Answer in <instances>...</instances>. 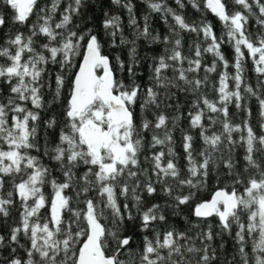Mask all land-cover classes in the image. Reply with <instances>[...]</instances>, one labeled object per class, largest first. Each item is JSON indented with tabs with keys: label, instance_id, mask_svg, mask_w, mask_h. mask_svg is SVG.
Listing matches in <instances>:
<instances>
[{
	"label": "snow or ice",
	"instance_id": "1",
	"mask_svg": "<svg viewBox=\"0 0 264 264\" xmlns=\"http://www.w3.org/2000/svg\"><path fill=\"white\" fill-rule=\"evenodd\" d=\"M110 2L118 11L104 12V34L128 54L127 61L117 55L115 66L97 34L78 30L85 0H0V30L9 28L0 37V264H264V0H174L175 8L169 0H141L139 19L133 0ZM188 5L211 12L225 35L204 19L190 22L178 11ZM119 11L127 13V35ZM152 14L167 34L152 28ZM185 34L197 37L187 51ZM141 40L163 46L144 58L151 60L145 83L137 71ZM45 89L48 107L63 101L64 120L57 139L41 145ZM177 93L193 97L181 129L183 168L173 137L181 116L166 111L179 109ZM230 107L243 114L240 123ZM58 123L49 117L45 130ZM213 175L211 198L195 203V220L185 217L188 227L179 230L170 215ZM158 194L164 202L145 209V197ZM13 210L18 215L8 224ZM137 219L139 243L124 234ZM225 235L234 254L214 246Z\"/></svg>",
	"mask_w": 264,
	"mask_h": 264
},
{
	"label": "trees",
	"instance_id": "2",
	"mask_svg": "<svg viewBox=\"0 0 264 264\" xmlns=\"http://www.w3.org/2000/svg\"><path fill=\"white\" fill-rule=\"evenodd\" d=\"M42 4L46 3L47 0H41ZM133 2L136 5V15L137 18L139 19L146 13V5L141 3V0H133ZM169 4L172 7H176L174 0H169ZM3 9H0V12H3ZM105 11H110L111 14H116L117 9L111 5L110 0H85V7L81 9V15L75 18V23L80 25V28L78 29L79 31H86L87 29H91L94 34H97L98 37L101 39V41L104 44V54L109 55L110 59L113 61V65L115 66V57L119 55L123 60L127 61L128 60V54H127V49L125 48H112L109 46L108 43V37L105 36L103 28H102V22L104 19V12ZM182 11L183 14L186 16V18L191 22V21H196L199 22L201 19L206 20L208 23H211L213 26V29L216 33L217 36H224L225 35V29L224 25L221 21L218 20L217 17H215L211 12H198L195 9L191 7V5H188L185 9L179 10ZM119 14L122 16L124 24H125V34L130 33V29L127 28V13L124 11H119ZM169 22L171 23V18L169 17ZM142 23V20H141ZM254 23V22H253ZM151 26L152 28L156 31L159 32L161 36L167 34L168 32V27L164 23V21L161 19V17L158 14H152L151 18ZM11 27V25H9ZM20 27V26H17ZM21 30L27 33V27H21ZM253 30H255L253 28ZM9 31V28L6 27L3 30H0V37L3 36L4 33H7ZM197 39L195 34H185L184 35V44H185V51H187V46L192 43L193 40ZM162 45H151L148 46L146 43L141 40L139 42V55L141 58V65L137 69L138 72L142 73L140 77H138L139 82L145 83L147 81L148 73L150 71L148 64L151 63L150 59H144L145 57H151L154 54L160 53L162 51ZM222 51L225 55V57L229 60L231 63L233 61L234 53L232 50L231 45L225 43L222 45ZM212 57L211 55H206L205 56V63L206 64H211L212 62ZM223 70V69H219ZM228 71H232L231 68L228 69ZM246 74L249 79V82L252 84L256 83V76L254 71L252 70V64L250 61L247 62L246 64ZM118 76H122V78L125 80V82L128 81V75L127 72H124L123 74L117 72ZM201 75L203 73L201 72ZM210 79L215 82L218 80V76L216 73L210 74ZM178 96V101H174L173 103H178L179 104V109L177 110L175 107L167 109V114L170 118L175 117L177 115H180L181 118L176 121L177 127L173 129V137L176 141L175 143V150L177 153L180 155L179 159V164L183 168L185 161L183 159V150L180 146V137H181V129H187L188 128V120L186 118L187 112L191 108V101L193 99L192 96L186 95L184 93H177ZM209 96L210 98L214 99L215 94L211 93L210 91V86H209ZM51 92H49L47 89L44 90V100L46 107L44 110L41 111V120H40V127H39V132H38V142L43 145L45 142V138L47 137L48 139H51L52 141H55L58 137L59 133V128L63 125V108H64V103L62 102H57V103H52L51 107H48V102L51 101ZM66 99V96H65ZM30 106V105H29ZM250 107L253 112V116L251 119V123L256 126L257 125V105L255 100L250 101ZM137 111L139 109L137 108ZM230 113H235V118H234V123H240L241 119L243 118V114L240 113L238 110H236L234 107H230ZM55 116L57 120L59 121L57 127L55 129H48L47 131L45 130L44 126V121L47 120L49 117ZM259 131V128L257 127L256 129ZM150 138V134L149 137ZM200 140L197 138L196 140V147H200ZM35 155L36 153L33 152ZM43 162L45 164H49L50 162L47 160L45 157ZM83 171V169H81ZM54 175H59L58 172H54ZM222 186V185H221ZM217 187V182L215 180V177H211L208 180L207 186L205 189H203L201 192L198 193V195L193 199L192 202H190L189 205L183 206V211L177 215V216H171L170 219L173 220L175 223V226L183 231L185 228L188 227L187 220L185 217L191 220H195L194 217L191 216V210L194 207L195 203L199 202L200 200H207L211 198L212 193L215 191ZM50 191V189H45L46 194ZM91 195H95V193H91ZM166 198L162 194H158L154 197H145V209L153 203H163ZM123 198H121V203H123ZM129 204L131 206V201H129ZM133 211H135L133 209ZM17 212L13 210L12 216L8 220V224H11L13 222V219L17 217ZM215 223V220L211 221ZM110 226V225H109ZM138 226H139V220L135 223L133 222H127L126 224V231L125 235H133L135 237V240L137 243L142 239L143 234L138 231ZM6 231V228L4 229ZM223 243L224 247L223 249H220L218 246ZM214 246H217V251L222 254H234L233 249H234V244L233 240L231 239L230 236L225 235L222 239L220 237H217V239L214 242ZM136 247V244L133 245V248ZM238 264V261L236 262Z\"/></svg>",
	"mask_w": 264,
	"mask_h": 264
}]
</instances>
